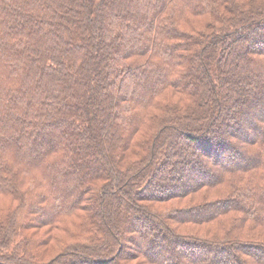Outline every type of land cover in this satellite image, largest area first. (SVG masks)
Segmentation results:
<instances>
[{
	"label": "trees",
	"instance_id": "1",
	"mask_svg": "<svg viewBox=\"0 0 264 264\" xmlns=\"http://www.w3.org/2000/svg\"><path fill=\"white\" fill-rule=\"evenodd\" d=\"M0 264H264V0H0Z\"/></svg>",
	"mask_w": 264,
	"mask_h": 264
}]
</instances>
